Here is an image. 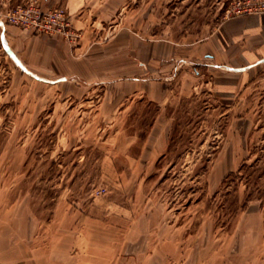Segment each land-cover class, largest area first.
I'll list each match as a JSON object with an SVG mask.
<instances>
[{"label":"rangeland","instance_id":"rangeland-1","mask_svg":"<svg viewBox=\"0 0 264 264\" xmlns=\"http://www.w3.org/2000/svg\"><path fill=\"white\" fill-rule=\"evenodd\" d=\"M248 14L0 0V264H264V62L200 50Z\"/></svg>","mask_w":264,"mask_h":264},{"label":"crops","instance_id":"crops-1","mask_svg":"<svg viewBox=\"0 0 264 264\" xmlns=\"http://www.w3.org/2000/svg\"><path fill=\"white\" fill-rule=\"evenodd\" d=\"M200 50L219 68L233 72L246 71L264 62V14L226 20ZM225 85L230 83L221 81L218 86Z\"/></svg>","mask_w":264,"mask_h":264},{"label":"built area","instance_id":"built-area-1","mask_svg":"<svg viewBox=\"0 0 264 264\" xmlns=\"http://www.w3.org/2000/svg\"><path fill=\"white\" fill-rule=\"evenodd\" d=\"M35 21V20H34ZM62 26H64L65 24H61Z\"/></svg>","mask_w":264,"mask_h":264}]
</instances>
